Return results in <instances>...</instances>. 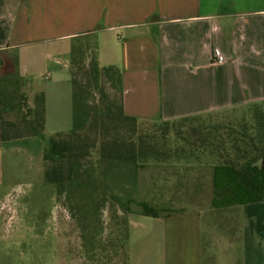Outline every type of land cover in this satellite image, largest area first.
Returning a JSON list of instances; mask_svg holds the SVG:
<instances>
[{"label":"crops","instance_id":"obj_1","mask_svg":"<svg viewBox=\"0 0 264 264\" xmlns=\"http://www.w3.org/2000/svg\"><path fill=\"white\" fill-rule=\"evenodd\" d=\"M74 45H96L99 67L120 71L124 111L138 120L264 104V0H0V100L14 72L28 107L44 93V130L69 129ZM36 138L2 141L0 129V178L11 146ZM144 218L129 221V264L140 250L146 264H204L199 212ZM241 219L238 264H264V202L242 206Z\"/></svg>","mask_w":264,"mask_h":264},{"label":"trees","instance_id":"obj_2","mask_svg":"<svg viewBox=\"0 0 264 264\" xmlns=\"http://www.w3.org/2000/svg\"><path fill=\"white\" fill-rule=\"evenodd\" d=\"M89 49L92 51L91 59L85 65L84 61L76 62L77 56L82 55L79 49L74 46L71 48L72 129L50 139V148L43 156L45 184L53 185L61 196L73 195L75 187L82 192L77 197L79 206L76 207L77 211H81V217L88 218V206L82 205V202L92 201L91 190H96V181L84 166L94 150L98 158L103 200L107 198L115 201L122 208V213L129 217L133 214L153 218L170 217L180 213L161 216L156 207L137 201L139 173L150 164L172 170L171 176L177 188L189 182L184 175L188 171L203 167L211 170L212 209L237 208L264 202L263 103L252 104L241 113L221 112L206 117L160 120L159 125L154 122L152 126L157 125L160 136H165L168 129L177 134L185 123L208 120L203 127L205 131L193 127L195 139H179L175 136L163 143L156 137L157 131L137 134L141 123L152 121L126 115L120 71L113 66L99 67L96 45H90ZM76 70L81 73L79 79ZM24 84V79L14 72L1 81L2 141L44 138V93H38L33 106L28 107L22 94ZM106 85L112 91L110 96L105 92ZM91 91L98 94L97 102H90ZM224 127L228 129L226 137L221 133ZM222 145H229L233 155H229ZM132 204L139 207L140 211H133ZM128 228L129 223L125 237L127 264Z\"/></svg>","mask_w":264,"mask_h":264},{"label":"rangeland","instance_id":"obj_3","mask_svg":"<svg viewBox=\"0 0 264 264\" xmlns=\"http://www.w3.org/2000/svg\"><path fill=\"white\" fill-rule=\"evenodd\" d=\"M74 47L82 53L77 56L76 62L84 61L87 65L92 54L90 45ZM76 72L79 79L81 73L79 70ZM108 88L106 85L105 92L110 96L112 91ZM32 98L33 95L28 101ZM94 101H98V94L91 91L90 102ZM151 121L141 123L137 134L157 131L156 137L163 143L175 136L195 139L193 127L201 129L208 123L207 119L185 123L177 134L168 129L165 136H160V129L156 130L160 120ZM154 122L156 126H152ZM71 129L72 125L63 131L46 129L43 139L36 138L30 140L32 142L11 146L9 167L0 178V264H127V223L130 220L132 224L142 221V225L147 226L143 221H150L151 218L140 214L124 215L115 201L103 200L96 150L84 162L85 169L96 181V190H91L92 201L82 202V205L88 206V218L84 219L81 211H77V197L82 192L76 187L73 188V195L61 196L53 185L44 183L42 158L50 148V139ZM201 130L205 131L204 128ZM221 133L226 137L228 129L222 128ZM222 148L233 155L229 145H222ZM172 173L166 167L152 164L141 170L137 201L156 207L161 216L179 211L199 212L203 225L204 264H238L241 207L211 208V170L207 168L203 167L180 188H177ZM131 209L140 211L135 204L131 205ZM127 248L129 250V244ZM146 260V255L140 250L133 255L132 264H146Z\"/></svg>","mask_w":264,"mask_h":264},{"label":"built area","instance_id":"obj_4","mask_svg":"<svg viewBox=\"0 0 264 264\" xmlns=\"http://www.w3.org/2000/svg\"><path fill=\"white\" fill-rule=\"evenodd\" d=\"M214 58H215L217 63H221L223 61V58L220 56L219 53H215Z\"/></svg>","mask_w":264,"mask_h":264}]
</instances>
